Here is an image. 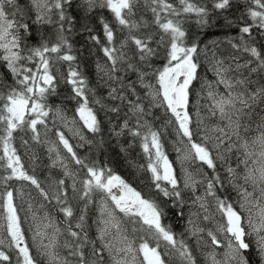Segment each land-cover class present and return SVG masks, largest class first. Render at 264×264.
<instances>
[{"label": "snow or ice", "instance_id": "1", "mask_svg": "<svg viewBox=\"0 0 264 264\" xmlns=\"http://www.w3.org/2000/svg\"><path fill=\"white\" fill-rule=\"evenodd\" d=\"M218 21L237 34L201 47V36ZM192 22L198 31L190 30ZM75 36L85 37L82 48L103 54L96 67L110 104L89 87ZM224 44L231 51L222 50ZM202 67L211 77L200 74ZM61 82L70 86L88 132H102L91 105L122 115L110 131L141 139L148 157L141 167L150 173L153 198L107 165L79 157L62 131L56 132L58 145L85 170L84 178L77 180L55 142L49 148L56 155L53 166L60 163L70 186L59 179L46 190L25 169L13 146L15 132L30 131L40 142L38 125L47 129L50 113L65 125L75 123L49 103ZM153 108L171 114L167 123L175 125L181 145L176 151L187 163L182 176L152 127ZM0 151L7 173L0 176V228L6 234L0 264H12L10 252L15 264H198L185 233L195 238L206 264H253V255L255 264H264V0H0ZM9 181L27 182L42 200L37 211L43 214H32L35 255ZM213 208L224 222L201 227L199 221L214 220ZM173 210L185 220L184 233L165 222Z\"/></svg>", "mask_w": 264, "mask_h": 264}, {"label": "trees", "instance_id": "2", "mask_svg": "<svg viewBox=\"0 0 264 264\" xmlns=\"http://www.w3.org/2000/svg\"><path fill=\"white\" fill-rule=\"evenodd\" d=\"M23 2V0H21ZM104 15L111 19L109 13L104 12ZM151 14L147 13V17L150 18ZM222 21H218L217 26L206 30V34L201 36L202 44L209 43L212 40L220 39L223 40L225 36H235L237 34V29L233 28L231 30L224 29L219 25ZM190 30L192 32L198 31L197 26L194 22L190 25ZM97 29L99 30V25H97ZM258 41L259 38L257 37ZM74 47L78 51L76 52L78 56V62L80 64V68L83 71L84 75L88 79V85L90 88L96 91L97 98L104 97V103L110 104L111 101L106 99L107 97V88L102 86V81L99 79L98 72H97V62L103 61V54L99 53L96 49L91 48V46H82L85 45V37L84 36H75L73 38ZM221 49L224 51H231L230 48L226 44L221 46ZM201 61L203 63V57H201ZM164 63L163 56L160 59L155 61L157 67L162 66ZM67 65L63 64L60 66V70L62 72H66ZM201 75L207 74L209 77L211 76L210 73H205L204 67L201 68L200 71ZM134 78V77H133ZM198 88L199 86L196 85ZM71 96V88L69 85L65 83H60L57 89V95L54 97H50L49 103L54 106H59L65 115L76 117L79 119V115L76 113L75 109L77 107L75 101L70 99ZM195 99V96L192 97V100ZM96 113L98 119L102 122V132L98 135H94L86 130L85 138L86 140H92L93 143L85 146L84 148L77 147L75 145V141L73 137H70V133L59 124L57 118L50 113L49 117L47 118V129L44 128L42 125H38V130L40 131V142L33 140L32 133L30 131L22 132L17 131L15 132L14 139H13V146L17 149V154L21 157V162L23 163L25 169L29 172V174H34L36 177L41 181L43 187L46 190L51 191L53 182L59 179H64L65 184L70 186L72 184V179L70 177H65L63 170L53 166L50 162L45 161V156L41 153V148L45 150L46 153V139L44 132L48 131V139L51 135L56 136L57 131H62L65 134L66 138L71 139V144L73 145L74 150L77 152V155L86 162L91 163L92 161H97L101 165H107L112 169L115 174L121 176L128 184H130L133 188L137 191L141 192L146 198H153L155 196V192L151 187L150 181V173L146 172L141 166L146 165L148 162L147 154L144 153L143 148L141 146V139L140 138H133L128 134H124L123 136L116 137L114 136L110 128L114 127L116 124L122 123V115L121 118H117L115 114L107 112L105 109H102L100 105H91ZM65 111V112H64ZM193 113V117L195 119L193 109H190ZM153 117H149L152 122V127L156 130H159L161 133V143L163 144V149L165 154L168 157V160L171 162L172 167L176 171V174L179 176V169L181 167L180 163V156H178V152L176 148L178 147V137L176 136L175 128L171 127L167 121L170 119L171 114L167 113L164 108H153L152 109ZM134 123V122H133ZM103 139V145L98 147L99 141ZM31 141L35 146V151H33L34 160L32 165L37 166L38 162L44 159V168L46 171L42 169H34L29 161L26 159L24 155L23 146L25 144L22 143L23 140ZM180 154V153H179ZM0 155H2V151H0ZM48 155V154H47ZM48 164V165H47ZM76 171L78 173L77 180L84 178L85 170L81 169L80 166L75 165ZM139 167V168H138ZM136 168V170H135ZM138 168V169H137ZM206 171H210L205 169ZM0 173L2 175H6L7 173L4 172L2 168H0ZM13 189L16 188V182L11 184ZM79 186V185H78ZM69 193L71 194V188L69 187ZM230 201H235L237 199L235 192L229 193ZM45 204L47 202H44ZM234 207L237 208L239 211V205L234 204ZM52 206L48 205V209L51 210ZM215 213V210H214ZM53 215H59L53 212ZM95 215V213H93ZM187 215V213H186ZM218 218L224 222V218L218 213ZM91 222V221H89ZM167 224L172 226L173 231L176 233H184L185 231V220H179L175 215V210L169 212L166 221ZM22 229L25 232L26 241L29 243L30 247L32 248L33 254L35 255V247L32 245V235L33 232L30 230L28 225L26 224V219L23 217L21 219ZM209 227V226H208ZM212 228V227H211ZM95 229H93V234ZM185 238L187 239L188 244L194 249V254L197 257L198 264H206L204 256L201 254L199 250H197L195 239L188 236L185 233ZM5 251H9L7 247L4 248ZM62 254H63V250ZM11 255H15V252H10ZM256 262V257L253 255V264ZM169 264H178V261L170 260Z\"/></svg>", "mask_w": 264, "mask_h": 264}, {"label": "rangeland", "instance_id": "3", "mask_svg": "<svg viewBox=\"0 0 264 264\" xmlns=\"http://www.w3.org/2000/svg\"><path fill=\"white\" fill-rule=\"evenodd\" d=\"M100 63H103V61H100ZM97 72H98V69H97ZM101 75H102V73L98 72L99 79H100ZM195 100H196V97H195V99L192 100L193 103H195ZM190 109H193V111L195 113V109L194 108H191V106H190ZM65 117L67 118V120L69 122L74 120L75 123L74 124L73 123H68L67 125H65V123L63 121H61V120L58 121V123L62 124V126L71 134L70 137L74 138L75 145L77 147H80L81 145H83V146H81L82 148H84L85 146H88L89 145L88 143H86L84 141H81L79 139V136H77L75 134L76 131H79L82 135L85 136V133H86L87 129L83 127V121H81L80 118L78 119L76 117H71V116H68V115H65ZM169 125L171 127L175 128L174 124H169ZM48 131L49 130H46L44 132V135L46 137V139H44V141L46 142V153L48 155L45 154V150L43 148H41V153L45 156V158H46L45 161H48V164L51 162L52 165H53V161L56 160V155H55V153H50L49 152V148L52 147L53 142H55L58 145V137L55 138V135H51V137L48 139ZM121 136H123V135H121ZM67 139H69V142L71 143V139L70 138H67ZM23 141H22V143H23ZM27 141H28V143L25 144V146H23L24 155L26 156V159L29 161V163L31 164V166L34 169H37V168L39 169L40 168V169L46 171L45 168L43 167L44 166V159L40 160L38 162L37 166L35 165V163H34V165H32V162L35 161L34 160V156H33V151H35V146L28 139H27ZM177 145H178V147H181V145H179V144H177ZM58 147H59V151H60L61 157L65 158L64 159V163L68 164L69 170L77 173V171L75 169L76 167L74 166L73 162L69 158V154L66 152L65 149H63L62 145H58ZM178 156H180L179 153H178ZM180 163H181V167L179 169V176H182V168L183 167H187V163L186 162H182L181 158H180ZM55 166L57 168H59V169L61 168L63 170V168L60 166L59 162H57ZM135 170H136V168H135ZM63 173H64V170H63ZM0 176H3V175L0 173ZM14 182H16V188H17L16 189L17 195H16L15 203L17 205L18 215L20 216V219H22L23 217L26 219V224L28 225L30 230L33 232L34 231V222L32 220V214H33L34 211H37L39 209V205L42 202V200H41L40 197H38V194H37L36 190L34 189V187L30 186L27 182H23V181H9L8 183L11 185ZM29 204L32 205V209L31 210H29ZM214 210L215 209L213 208L212 211L214 212ZM37 214L38 215H42L43 211H37ZM218 216H219L218 213H215L214 220H212V221H199L200 226L204 227L206 229H209L211 227H212V229H214L215 226H216V223H223L222 220L218 218ZM2 223H3V220H0V224H2ZM21 227H22V224H21ZM5 235L6 234L4 233V229L0 228V238H3ZM223 251H224L223 248L217 249L218 253H222ZM12 257H13L12 264H15V255L13 254Z\"/></svg>", "mask_w": 264, "mask_h": 264}]
</instances>
